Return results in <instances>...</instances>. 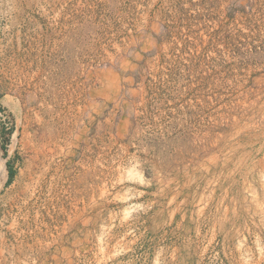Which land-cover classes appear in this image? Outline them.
I'll return each instance as SVG.
<instances>
[{"label":"rangeland","instance_id":"374dc122","mask_svg":"<svg viewBox=\"0 0 264 264\" xmlns=\"http://www.w3.org/2000/svg\"><path fill=\"white\" fill-rule=\"evenodd\" d=\"M0 156V264H264V0H0Z\"/></svg>","mask_w":264,"mask_h":264},{"label":"trees","instance_id":"16d2710c","mask_svg":"<svg viewBox=\"0 0 264 264\" xmlns=\"http://www.w3.org/2000/svg\"><path fill=\"white\" fill-rule=\"evenodd\" d=\"M13 176H14V170L11 167L7 166V181H6V183H9L12 180Z\"/></svg>","mask_w":264,"mask_h":264},{"label":"bare ground","instance_id":"6f19581e","mask_svg":"<svg viewBox=\"0 0 264 264\" xmlns=\"http://www.w3.org/2000/svg\"><path fill=\"white\" fill-rule=\"evenodd\" d=\"M4 160L3 158L0 156V177H4L5 176V169H4Z\"/></svg>","mask_w":264,"mask_h":264}]
</instances>
